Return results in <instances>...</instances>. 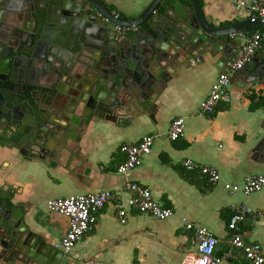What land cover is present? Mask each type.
Instances as JSON below:
<instances>
[{"label":"water","instance_id":"1","mask_svg":"<svg viewBox=\"0 0 264 264\" xmlns=\"http://www.w3.org/2000/svg\"><path fill=\"white\" fill-rule=\"evenodd\" d=\"M133 2L143 8L123 20L103 0H0V249L10 264H63L65 256L31 231L26 204L2 180L3 162L54 166L69 155L81 169L92 126L155 123L160 93L183 71L209 63L226 74L235 47L228 38L264 30L251 18L221 27L199 0ZM237 78L249 89L264 85V51L231 85ZM90 171L74 178L89 184Z\"/></svg>","mask_w":264,"mask_h":264},{"label":"crops","instance_id":"2","mask_svg":"<svg viewBox=\"0 0 264 264\" xmlns=\"http://www.w3.org/2000/svg\"><path fill=\"white\" fill-rule=\"evenodd\" d=\"M199 1L207 16L216 18L214 23L221 27L249 19L247 13L235 9L232 0ZM103 3L123 20L134 19L143 8L137 7L133 0H103ZM255 28L245 35L255 32ZM228 42L234 43L235 51L244 40L232 37ZM219 74L209 63L183 71L160 93L155 123L146 118L126 127L92 126L80 144V156L87 163L79 170L76 168L82 161L69 155L57 160L54 166L40 160L3 162L7 172L2 180L13 185L19 194L17 200L26 204L29 210L26 222L31 231L55 248L69 231V220L50 211L54 200L107 191L115 195L96 214L93 231L70 254L58 249L65 256L63 264H192L196 256L194 233L187 230L184 220L216 236L218 256L232 250L227 264H251L241 251L231 246L229 224L239 207L254 211L239 224L245 242L258 244L264 250V191L247 196L242 192L230 194L224 187L242 185L249 177L264 175V147L258 148L264 138V105L252 112L248 99L251 92L264 95V85L249 89L247 78L233 79L231 101L221 102L210 117H197L201 102L208 97ZM176 118H185V132L173 142L169 129ZM148 135L155 136L152 153L126 179L118 173L126 160L121 147L138 144ZM186 160L215 169L221 181L213 184L199 169L186 170L183 166ZM88 168L89 184L76 181L75 174ZM128 182L149 189L155 201L173 210L174 217L158 221L131 209ZM121 205L127 210L122 219ZM8 259L0 249V264H10ZM15 264L42 263L31 260Z\"/></svg>","mask_w":264,"mask_h":264},{"label":"built area","instance_id":"3","mask_svg":"<svg viewBox=\"0 0 264 264\" xmlns=\"http://www.w3.org/2000/svg\"><path fill=\"white\" fill-rule=\"evenodd\" d=\"M232 4L238 11H244L251 19L264 21V0H232ZM116 14V13H115ZM118 17L119 15L116 14ZM124 31L121 33L123 34ZM244 43L234 51V57L227 64L226 74L219 75L217 81L211 88L208 97L201 102L197 117H210L221 102L231 101V83L230 79L239 71L251 63L256 53L264 45V30L255 31L249 36L239 35ZM185 118H176L172 121L169 129V138L176 142L184 136ZM155 145V136H145L140 143L134 145H123L121 151L126 155L125 162L119 166L118 173L129 179L131 173L139 168L143 159L152 153ZM183 166L188 171L200 170V173L211 183L217 184L221 181L218 171L209 167H199L191 160L183 162ZM225 189L230 194L239 192L250 196L264 191V175L249 177L242 185L225 184ZM127 190L132 193L128 200V206L141 214L149 215L158 221H167L174 217L171 208L162 207L154 200L151 191L138 184L128 182ZM115 199L111 192H101L97 194L75 195L68 198L54 200L49 209L51 212L62 215L69 220V231L61 241L56 245L65 254H70L78 243L90 232L93 231L97 222L96 214L102 211L108 204ZM120 218L127 215V210L123 205L120 206ZM236 214L233 215L229 224L231 231V246L242 252L244 258L251 264H264V250L258 244H248L245 242L240 232L239 224L246 221L248 216L253 215L254 211L248 207L236 208ZM188 231L194 233L192 241L196 248V256L192 264H227L232 256V250L225 255H217L219 240L204 227H195L192 224L183 221Z\"/></svg>","mask_w":264,"mask_h":264},{"label":"trees","instance_id":"4","mask_svg":"<svg viewBox=\"0 0 264 264\" xmlns=\"http://www.w3.org/2000/svg\"><path fill=\"white\" fill-rule=\"evenodd\" d=\"M260 28H255L253 31H261ZM249 101L251 102L250 110L252 112L257 111L261 106L264 105V95L262 93L251 92L248 96Z\"/></svg>","mask_w":264,"mask_h":264}]
</instances>
